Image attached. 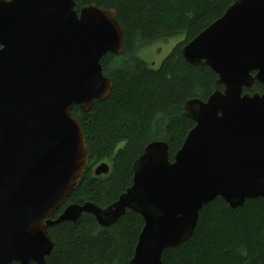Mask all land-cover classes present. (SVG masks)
<instances>
[{"label": "water", "instance_id": "95a60500", "mask_svg": "<svg viewBox=\"0 0 264 264\" xmlns=\"http://www.w3.org/2000/svg\"><path fill=\"white\" fill-rule=\"evenodd\" d=\"M76 8L75 0H0V264H46L56 247L49 227L87 213L113 228L128 210L144 221L130 264H163L216 198L233 210L264 199V93L245 92L264 85V0L235 1L183 47L188 64L218 80L206 101L185 104L195 126L174 162L169 145L153 141L116 202L68 205L53 221L89 162L73 109L108 99L114 83L101 61L124 50L115 10ZM109 171L103 163L95 174Z\"/></svg>", "mask_w": 264, "mask_h": 264}, {"label": "trees", "instance_id": "16d2710c", "mask_svg": "<svg viewBox=\"0 0 264 264\" xmlns=\"http://www.w3.org/2000/svg\"><path fill=\"white\" fill-rule=\"evenodd\" d=\"M77 10L96 5L115 10L124 28L122 55L101 61L113 90L103 101L72 115L84 129L89 150L85 176L64 200L57 219L68 205L94 203L106 208L133 185L135 161L153 141L169 145V158L182 148L195 123L183 117L190 99L206 101L218 76L209 68L188 64L182 49L201 31L220 19L237 0H75ZM182 37L154 69L140 58L142 50ZM223 90V87L220 88ZM250 93H264L256 83ZM106 163L110 171L97 177ZM195 233L188 242L163 253V264H264V199L247 201L233 210L222 198L204 206ZM144 221L128 210L112 227L99 226L92 214L76 223L49 227L55 250L46 264H130Z\"/></svg>", "mask_w": 264, "mask_h": 264}, {"label": "rangeland", "instance_id": "374dc122", "mask_svg": "<svg viewBox=\"0 0 264 264\" xmlns=\"http://www.w3.org/2000/svg\"><path fill=\"white\" fill-rule=\"evenodd\" d=\"M182 40H183L182 37H179L165 42L156 43L155 45L142 50L140 53V58L145 62H147L150 67L157 69L161 66L162 62L165 60V58H167V56L176 47V45L182 42ZM250 94H254V93H250ZM259 94H263V93H259Z\"/></svg>", "mask_w": 264, "mask_h": 264}, {"label": "flooded vegetation", "instance_id": "af4514ba", "mask_svg": "<svg viewBox=\"0 0 264 264\" xmlns=\"http://www.w3.org/2000/svg\"><path fill=\"white\" fill-rule=\"evenodd\" d=\"M60 214H62V213H60ZM60 214H59V215H60ZM58 217H59V216H57V218H58ZM14 264H17V263H14ZM32 264H35V263H32Z\"/></svg>", "mask_w": 264, "mask_h": 264}]
</instances>
